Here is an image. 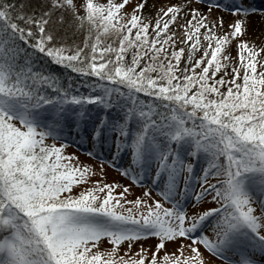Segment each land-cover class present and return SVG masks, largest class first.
I'll use <instances>...</instances> for the list:
<instances>
[{
  "label": "snow or ice",
  "instance_id": "obj_1",
  "mask_svg": "<svg viewBox=\"0 0 264 264\" xmlns=\"http://www.w3.org/2000/svg\"><path fill=\"white\" fill-rule=\"evenodd\" d=\"M127 3L0 0V264H264V4Z\"/></svg>",
  "mask_w": 264,
  "mask_h": 264
},
{
  "label": "rangeland",
  "instance_id": "obj_2",
  "mask_svg": "<svg viewBox=\"0 0 264 264\" xmlns=\"http://www.w3.org/2000/svg\"><path fill=\"white\" fill-rule=\"evenodd\" d=\"M74 2L77 4V6L79 7L81 4L84 3V0H74ZM100 2H105V0H100ZM139 0H129V3H127L125 5V11H130L132 9V7L138 3ZM182 0H145L144 6H143V13L145 15H152V19L153 22L155 20V13L170 4L173 3H181ZM251 3L256 5V6H260L262 4H264V0H251ZM215 14V12L213 13ZM224 18H225V31H227V23L228 21L232 18L229 14L225 13L224 14ZM183 22V20L181 21V23ZM174 27V25H170V28ZM243 39L248 40L251 43H254L256 45H260L262 43H264V19H262L259 15V13H253L250 14L248 17V26H247V33L245 36L241 37ZM234 41H233V45H234ZM231 54L233 56L237 55V49L235 48V46H233L231 49ZM59 141H56V143H58ZM90 149H84L81 145H79L78 142H70L67 147H66V151L68 153H75L76 157L78 158V161L81 165L87 163L93 166V168L98 167L99 163H100V154H103V157H105L104 153L106 152V157L104 158L105 163H104V173L105 175L103 177L99 176V175H94L92 176L90 179L92 180H100L102 179L105 183L110 182V181H117V182H122V183H128L131 184L132 182L127 178V177H123L121 176L120 172H119V167L121 166H126V162L125 159L123 157H121L118 161H116V166L112 167L109 166V164L107 163L108 159H111L110 156V152L109 149L106 146L101 145L99 148H97V155L95 156H91L88 155V151ZM112 150H114V146L112 148ZM73 163H76V161H73ZM86 185H81V187H84ZM134 188V192L135 194H139L142 191V187H138L133 185ZM74 190H78V189H74ZM120 189H116V191H119ZM153 195H155V193H153ZM159 198V197H157ZM205 206H212L211 204H209L207 201L205 202L204 205H201L200 208L201 210L203 209V207ZM205 231L207 232V228L205 229ZM185 244L189 243V241L185 240L184 241ZM155 243H156V238L155 237H149L147 239L144 240H139L137 241L135 244L132 245L131 248V252L129 253V255H131V253H134L137 251V249L141 246L145 247L148 250L149 256L146 257V260L150 258V254L152 253V251L154 250L155 247ZM99 247L101 249L110 247V244L107 241L102 242ZM127 247V245H123L120 247V252L118 254H123L124 252V248ZM202 249V246H199ZM176 251V248L174 246L173 243L169 242L166 243L165 247L162 250H158L157 251V256H162L164 252H169V253H173ZM205 255L207 256L208 254L205 253ZM211 262L212 264H224V262L216 257H211Z\"/></svg>",
  "mask_w": 264,
  "mask_h": 264
},
{
  "label": "trees",
  "instance_id": "obj_3",
  "mask_svg": "<svg viewBox=\"0 0 264 264\" xmlns=\"http://www.w3.org/2000/svg\"><path fill=\"white\" fill-rule=\"evenodd\" d=\"M26 3H29L30 5H35V6H38L39 3H41V0H25ZM69 39H72V40H76V39H79V40H83V33L82 32H78L76 35H69ZM41 64L44 66V67H47L49 68L50 71L52 72H56V73H60V72H63L64 70L62 69L61 66L59 65H55V66H49L48 64H46L44 61H41ZM67 75H72L70 72L67 73Z\"/></svg>",
  "mask_w": 264,
  "mask_h": 264
}]
</instances>
